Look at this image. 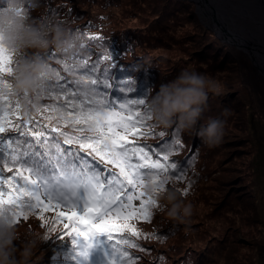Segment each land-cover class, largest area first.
I'll return each instance as SVG.
<instances>
[{
  "label": "trees",
  "instance_id": "trees-1",
  "mask_svg": "<svg viewBox=\"0 0 264 264\" xmlns=\"http://www.w3.org/2000/svg\"><path fill=\"white\" fill-rule=\"evenodd\" d=\"M191 6L195 4L189 0H39L36 7L27 10L32 18L46 22L58 19L83 36V46L70 56L54 48L46 55L49 58L50 52L55 51L59 57H67L70 64L75 55L81 69L82 61L87 60L92 65L99 60L97 76L104 79L102 74H107L108 83L112 85L108 89L110 96L147 98L153 89L159 90L161 83L191 67L217 78L221 85L220 94H210L200 124H205L210 117L227 120L226 134L214 147L203 144L195 133L178 134L182 147L176 146L169 162L177 163V170H172L174 174L183 169L184 176L180 180L174 176L168 179L166 187L175 186L192 203L193 214L185 222L170 218L165 203L157 201L150 220L129 221L140 235L114 233L113 240L108 233H97L88 239L64 235L65 225L61 221L53 223L56 217L50 218L43 210L42 213L33 211L24 222L17 223L20 240L16 244L20 246L29 233L46 234L47 239L37 243L30 264H83L86 258L99 264H112L113 260L119 264L115 240L122 238L136 245L124 246L131 264H264V110H258L264 108V94L258 95L255 89L251 91L246 72L252 68L262 81L264 75L258 73L247 53L222 41L205 26ZM93 36L102 39L94 40ZM110 50L115 67L111 60L103 59ZM49 61L53 68L61 70L69 83V92L80 93L82 98L86 90L82 83L83 72H64L62 64H57L55 59L49 58ZM225 72L234 74V78L227 79ZM129 79L134 82L132 92L127 91ZM77 81L81 83L78 85ZM87 85V89L91 88L89 83ZM70 99L65 93H61L59 99L55 95L41 97L40 106L60 107ZM241 107L246 109L243 116ZM225 108L231 110L227 117L223 116ZM43 111L51 114L50 109ZM29 115L34 123L28 127L33 131H40L37 124L42 123L45 128L51 124L52 128L59 126L66 133L78 134L71 124L49 122L36 110H26L23 103L20 114L10 119L13 125L23 129ZM176 130V127L154 130L165 132L163 137L129 135L127 146L148 145L153 159L161 158L156 152L166 150ZM141 131L146 133V128ZM4 135L16 137L25 147L35 140L30 134L17 132L15 127H9ZM48 135L51 139L52 134ZM12 147L16 148V144ZM62 147L66 151L79 149L82 157L106 175L119 173L115 165L91 149L76 144ZM35 150L42 151V148L36 145ZM16 170L13 167L10 173L4 169V175H13ZM81 191L86 195V190ZM140 202L138 199L137 207ZM53 227L55 230L51 231ZM85 252L87 255L83 254Z\"/></svg>",
  "mask_w": 264,
  "mask_h": 264
},
{
  "label": "snow or ice",
  "instance_id": "snow-or-ice-1",
  "mask_svg": "<svg viewBox=\"0 0 264 264\" xmlns=\"http://www.w3.org/2000/svg\"><path fill=\"white\" fill-rule=\"evenodd\" d=\"M91 38L102 39L96 36ZM49 58L62 64L64 72H83V81L89 83L91 88L83 91L82 98L80 93L69 92V83L61 75V70L51 66L55 79L49 81L42 90L41 97L51 98L55 95L59 99L60 94L65 93L71 99L60 107L43 105L36 111L49 122L56 120L64 125L71 124L78 134L66 133L59 126L52 128L51 124L45 128L42 123L37 124L40 131H33L28 127L34 123L31 115L23 129L19 125H13L10 116L20 114L22 101L18 97L13 101L11 94L0 92V160H3L0 165V208H11L14 221L18 223L21 218L26 220L37 209L47 211L50 207L66 205L71 211L68 220L72 227L68 230L65 226L64 235L91 239L97 233H108L113 240L114 233L131 232L133 235H140L129 221L150 220L152 208L157 204V201L143 191L146 178L151 177L154 183H158L165 175L168 179L174 176L176 180L184 176L183 169L174 174L172 170H177V163L169 162V156L176 146L182 147L178 135L180 130H176L175 138L167 145L166 150L156 152L162 159H153L148 145L128 147L129 135L143 136L146 133L141 129L152 128L149 123L151 115L146 111L147 98L129 99L126 95L115 94L110 96L108 89L112 85L108 83L107 74H102L104 79L97 76L99 60L92 65L84 60L81 62V69L76 63L75 55L71 58V64L67 57L61 58L55 51L50 52ZM103 59L111 60L112 67H115L111 50ZM13 65L14 57L0 52V88L9 85L6 77L12 72ZM80 83L77 81L78 85ZM132 83L131 79L126 82L128 92L134 91ZM120 91L123 92L124 89ZM77 100L81 102L77 103ZM44 108L50 109L51 114L46 115ZM66 108L69 110H65ZM9 127H15L22 135L30 134L35 140L25 147L16 137L4 135ZM48 133L52 134L51 139ZM147 135L163 137L166 133L153 130ZM14 143L16 148L12 147ZM73 144L91 149L97 156L115 165L119 173L109 172L105 175L82 157L79 149L68 148L66 151L62 147ZM36 145H40L42 151H36ZM13 167L17 169L15 173L5 176L4 169L11 173ZM129 187L139 189L138 196H133L130 192L125 194ZM81 189L86 190V195H82ZM134 199L141 201L138 208L132 203ZM77 208L80 209L79 213L75 211ZM64 215L66 213L57 215L53 223L60 222ZM50 230L54 231L55 228ZM115 242L119 264H131L124 246L136 245L126 238ZM83 254L87 255V252ZM112 264H117V261L113 260Z\"/></svg>",
  "mask_w": 264,
  "mask_h": 264
},
{
  "label": "clouds",
  "instance_id": "clouds-1",
  "mask_svg": "<svg viewBox=\"0 0 264 264\" xmlns=\"http://www.w3.org/2000/svg\"><path fill=\"white\" fill-rule=\"evenodd\" d=\"M38 3L39 0H0V52L14 57L9 85L0 88V92L20 98L26 110H38L40 93L55 78L46 55L48 51L54 48L70 56L84 43L81 34L58 19L46 22L32 18L27 10ZM82 83L87 89V83ZM220 88L219 80L210 74L191 67L183 69L147 97L146 111L151 115L152 128H146V135L153 130L176 127L181 133L197 134L208 147L220 144L226 134L227 120L210 117L200 124L210 94H220ZM230 113L225 108L223 116ZM167 183L166 175L158 183L147 177L144 189L151 199L165 203L170 218L185 222L193 214V205L175 186L166 187ZM46 239V234L29 233L17 246L19 226L14 221L13 210L7 206L0 208V264H30L37 243Z\"/></svg>",
  "mask_w": 264,
  "mask_h": 264
},
{
  "label": "bare ground",
  "instance_id": "bare-ground-1",
  "mask_svg": "<svg viewBox=\"0 0 264 264\" xmlns=\"http://www.w3.org/2000/svg\"><path fill=\"white\" fill-rule=\"evenodd\" d=\"M198 2L200 9L205 12L213 25H215L214 16L216 15L224 20L226 25L222 23L221 25L223 28L228 27L229 33H225V35L229 39L239 43V39L238 41L232 38L233 33L237 32L241 38L248 40L246 30L252 32L253 37L259 36L260 33L264 36V0H198ZM257 48L264 52L262 47ZM257 48L253 49L256 51Z\"/></svg>",
  "mask_w": 264,
  "mask_h": 264
},
{
  "label": "rangeland",
  "instance_id": "rangeland-1",
  "mask_svg": "<svg viewBox=\"0 0 264 264\" xmlns=\"http://www.w3.org/2000/svg\"><path fill=\"white\" fill-rule=\"evenodd\" d=\"M189 1H191L192 3H194L195 4V6L193 7V6H191V9H194L195 11H196V13L198 14V16H199V19H200V21H202V23L205 25V26H207L209 29H211L212 31H214L215 32V30L213 29V28H211L212 26H213V24H212V21L211 20H209V17L205 14V12L204 11H202V9H200L199 8V6L197 5V0H189ZM216 33V32H215ZM220 35L223 37V38H225V37H228V36H226L225 34H224V32H220ZM219 37V36H218ZM220 38V37H219ZM221 39V38H220ZM222 40V39H221ZM193 41V40H192ZM222 41H224V39L222 40ZM224 42H227V43H229V44H232V45H234L237 49H239L240 51H243L244 53H246L243 49H241V48H239L237 45H235V44H233V43H230V42H228L227 40H225ZM179 45H180V40H178V42H177ZM189 44H187V46H188ZM248 55V54H247ZM252 60V59H251ZM252 63H253V61H252ZM253 65H254V63H253ZM246 67V66H245ZM256 67V66H255ZM247 68V67H246ZM251 68V67H250ZM257 68V67H256ZM257 71H258V73H260V74H262L261 73V71L259 70V68H257ZM246 74H247V77L248 78H246V81H247V83H249L248 85H249V87H250V89H251V91H253L254 92V89L257 91V93H258V95H260L259 93H261V94H264V81H262V80H259V78L257 77V74L256 73H254V71H253V69L251 68V70H249V72H246ZM256 76H254V75ZM225 75H226V77H227V79H230V78H234L233 77V75L234 74H227V72H225ZM224 75V76H225ZM263 75V74H262ZM264 77V76H263ZM259 80V81H258ZM251 85H253L252 87H253V89L251 88ZM252 92V93H253ZM260 98V97H259ZM254 99V98H253ZM263 100H264V95H263ZM253 102H255V101H252V103ZM264 102V101H263ZM258 104V103H257ZM258 105H260V104H258ZM264 110V108H262V107H259L258 108V110ZM241 111H243V114L241 115V116H243L244 114H246V109H244L243 107H241ZM109 173V172H108ZM106 175V174H105ZM136 191L137 190H133V189H129L128 191L126 190V192L125 193H128V192H130L133 196H137L136 195ZM81 193H83L82 191H81ZM126 203H127V201H125ZM55 203V202H54ZM132 203H133V205L134 206H136L137 207V203H138V199H134L133 201H132ZM138 208V207H137ZM41 212L42 213V211L41 210H36V211H34V212ZM48 212H46V211H44V213L46 214V215H48L50 218H55L57 215H59L60 213H66V215H64V216H62V220H61V223L63 224V225H65V226H67V227H69L70 225H71V223L69 222V220H68V215H71V211L67 208V206L66 205H61L59 208H57V207H50L48 210H47ZM75 211L77 212V213H79L80 212V209L79 208H77V209H75ZM249 211V210H248ZM58 213V214H57ZM21 222H24L25 221V219H23V218H21V220H20ZM116 250V249H115ZM83 264H99V262L98 261H90L88 258H86L85 259V262L83 263Z\"/></svg>",
  "mask_w": 264,
  "mask_h": 264
},
{
  "label": "water",
  "instance_id": "water-1",
  "mask_svg": "<svg viewBox=\"0 0 264 264\" xmlns=\"http://www.w3.org/2000/svg\"><path fill=\"white\" fill-rule=\"evenodd\" d=\"M199 2L197 0V5L199 6ZM200 8V6H199ZM217 12V10H216ZM254 20V19H253ZM214 23L215 25H213L211 28H213L217 34V36H219L222 40L224 39L227 40L230 43H233L235 45H237L239 48L243 49L252 59L254 65L259 68V70L261 71V73L264 75V52H262L259 48L257 47H262V50H264V36L263 34L260 33L259 36L257 37H253V33L246 30L247 31V35H248V40H246L245 38H241L238 33L236 32V34L233 33V37L235 39H239V43H237L236 40L233 39H229L228 37L223 38L220 35V32H224L225 33H229L228 27L223 28L221 23L226 25L224 20L222 18L219 17V15L214 16ZM256 24V23H255ZM228 26V24H227ZM243 27V26H241ZM261 27V26H260ZM242 31V30H240ZM253 48H257V50L255 51ZM256 53H255V52Z\"/></svg>",
  "mask_w": 264,
  "mask_h": 264
}]
</instances>
